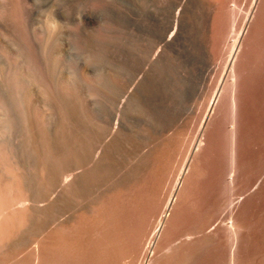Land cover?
I'll use <instances>...</instances> for the list:
<instances>
[{
	"label": "rangeland",
	"instance_id": "rangeland-1",
	"mask_svg": "<svg viewBox=\"0 0 264 264\" xmlns=\"http://www.w3.org/2000/svg\"><path fill=\"white\" fill-rule=\"evenodd\" d=\"M135 4L0 0V264H139L151 212L170 195L189 134L165 125L168 69L154 67L133 87L142 66ZM35 111L61 152L87 134L90 158L117 142L114 162L101 163L98 176H91L93 162L75 169L79 182L89 181L83 200L70 194L68 181L46 182L36 170L27 122ZM112 114L121 118L113 138ZM72 157L65 167H76ZM251 258L249 264H264L260 255Z\"/></svg>",
	"mask_w": 264,
	"mask_h": 264
},
{
	"label": "bare ground",
	"instance_id": "bare-ground-1",
	"mask_svg": "<svg viewBox=\"0 0 264 264\" xmlns=\"http://www.w3.org/2000/svg\"><path fill=\"white\" fill-rule=\"evenodd\" d=\"M134 26L142 66L133 87L154 67L168 69L173 88L165 125L186 127L189 134L170 195L151 212L139 264H249L253 255L264 258V0H136ZM37 114L27 118L36 170L46 182L68 181L70 194L83 200L89 181L79 182L75 169L93 162L91 176H98L101 163L114 162L117 142L90 158L87 134L61 152ZM120 119L112 114L107 120L112 138ZM138 146L136 167L143 163ZM70 157L75 168L64 165Z\"/></svg>",
	"mask_w": 264,
	"mask_h": 264
}]
</instances>
